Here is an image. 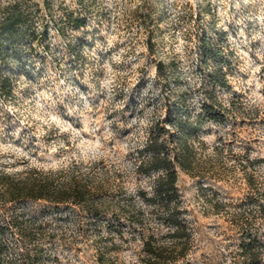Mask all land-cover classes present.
Here are the masks:
<instances>
[{"label":"rangeland","instance_id":"374dc122","mask_svg":"<svg viewBox=\"0 0 264 264\" xmlns=\"http://www.w3.org/2000/svg\"><path fill=\"white\" fill-rule=\"evenodd\" d=\"M71 15L86 24L75 27ZM13 20L23 25L2 40L14 88L0 97V176L108 171L136 196L144 220L116 218L112 197L106 210L20 200L0 204V225L20 214L56 233L46 242L56 255L49 264H144L149 235L172 226L138 196L153 195L158 173H138L131 152L174 102L184 99L195 115L215 97L226 121L206 120L190 140L195 170L178 167L194 238L178 264H249L246 231L264 247V0H0V24ZM208 46L228 57L227 87L208 76L216 67L204 61Z\"/></svg>","mask_w":264,"mask_h":264},{"label":"trees","instance_id":"16d2710c","mask_svg":"<svg viewBox=\"0 0 264 264\" xmlns=\"http://www.w3.org/2000/svg\"><path fill=\"white\" fill-rule=\"evenodd\" d=\"M69 20L75 27H82L86 24L87 16L71 15ZM21 25L23 24L18 20L0 24V97L3 99L12 95L14 85L2 65L11 56L10 51L6 50L8 45L3 44L2 40L5 34L9 35L11 27L18 30ZM205 48L204 61L213 59L216 62L215 70L208 73L211 82L222 87L229 86L223 66L230 64L227 55L212 46ZM210 100L204 102L202 111L195 115L189 111L184 99L174 102L173 106L170 105L165 110L164 115L156 114L150 123L147 141L131 152L138 173H158L153 195L140 189L138 196L153 203L154 209L160 212L159 217L172 226L167 236L149 235L144 244V264H178L192 248L194 238L191 222L184 209L179 206L178 167L186 171L195 170L199 158L190 140L198 136L206 120L218 123L226 121L228 109L215 97ZM110 197L118 203L114 211L116 218L124 217L130 224L143 222V211L136 204V196L128 193L124 181L112 180L108 171L95 172L92 167L90 171L71 174L65 170L54 172L31 168L14 175L2 172L0 176L2 205L11 201L46 200L57 206L68 204L106 210ZM258 208L260 216L264 218V200L259 202ZM241 225L245 227L243 222ZM7 229L10 230L11 239L4 237ZM122 230L119 232H123ZM246 232L250 235V241L243 244L245 261L249 264H261L264 259L263 244L255 243L256 237L253 238L251 232ZM0 234L4 238L0 242V248L6 246L9 249L5 254L0 253L1 264H49L51 258H56L52 249L46 245L56 233L46 229L36 218L16 214L0 225Z\"/></svg>","mask_w":264,"mask_h":264}]
</instances>
